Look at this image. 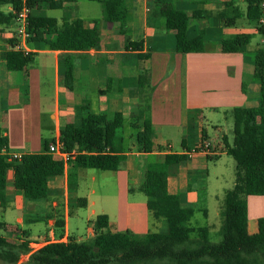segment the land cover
Segmentation results:
<instances>
[{
  "label": "crops",
  "instance_id": "obj_1",
  "mask_svg": "<svg viewBox=\"0 0 264 264\" xmlns=\"http://www.w3.org/2000/svg\"><path fill=\"white\" fill-rule=\"evenodd\" d=\"M49 1L57 6L50 8L48 2L35 0L32 11L54 19L58 30L81 20L85 29L97 30L99 46L86 51H60L49 50L42 42L27 43L32 59L26 71H8L6 56L14 40L15 23L6 24L4 18L13 15V6L0 3V132L7 139L2 152L9 158L42 155L43 144L57 140L66 124H80L84 109L92 114H121L129 142H123L121 159L113 171L99 169L96 162L88 168L73 167L69 163L78 154L73 150L64 162V174L48 178V194L40 200L30 202L15 190L9 171L0 195V210L11 206L16 215L13 224L0 220V230L18 242L27 241L31 252L48 242L91 244L94 220L103 214L113 234L160 232L165 223L147 208V176L155 156L176 154L185 155L186 160L167 167L166 190L177 197L180 208L192 211L190 228H206L208 239L212 234L219 239L217 217L223 199L234 191L236 201L247 208L248 233L258 234V220L264 218V196L245 194L244 178L241 173L237 179L236 164L233 183L227 187L229 181L217 165L223 158L229 163L223 137L232 144L233 110L255 107L260 93L253 78L254 66L244 53L263 47L264 36L258 33L260 26L248 19V0H161L172 3L188 17L198 15L191 22L188 36L195 38L202 33L204 50L188 54L175 50L176 21L154 15L155 0H120L126 8L123 24L104 19L102 3L110 0ZM55 11L57 17L47 14ZM240 34L251 36L242 52L224 53L223 42ZM66 58L72 62L69 88L64 77ZM48 82L51 104L44 103L49 100L45 90ZM212 124L215 133L211 138L207 128ZM144 125L149 153L140 152L134 139ZM202 142L207 144L205 152L187 156ZM213 160L218 162L211 165V171ZM96 170L113 174V214L80 212L94 205L89 197L96 191ZM70 174L77 181L72 186ZM84 174L89 182H82ZM109 184L100 176L97 187L104 199L109 196ZM81 186L86 194L81 193ZM210 207L214 209V223L210 222ZM197 212L202 214L204 225L194 227L190 222Z\"/></svg>",
  "mask_w": 264,
  "mask_h": 264
},
{
  "label": "trees",
  "instance_id": "obj_2",
  "mask_svg": "<svg viewBox=\"0 0 264 264\" xmlns=\"http://www.w3.org/2000/svg\"><path fill=\"white\" fill-rule=\"evenodd\" d=\"M50 8L57 5L49 0ZM249 21L258 25L260 12L258 0H248ZM16 9L15 0H0ZM35 0H29L31 13L28 19L27 43L42 42L49 50L86 51L99 46L96 29H85L81 20L66 23L57 29L54 19L33 12ZM157 15L176 21L174 36L175 50L179 53H201L204 50L203 34L190 38L188 32L192 20L177 10L172 3L155 0ZM104 19L107 22L125 21L126 8L120 0L102 3ZM155 11V10H154ZM197 15V16H196ZM5 18V23L14 21V16ZM45 29L43 32L42 30ZM264 36V27H257ZM251 36L237 35L232 41H224V53L242 52ZM14 40L10 42V47ZM254 66L253 78L260 86L257 105L253 108L233 110V140L229 145L225 138L226 154L230 156L237 170L244 178V192L248 196H264V46L244 53ZM32 55L10 49L6 56L8 71H26ZM65 85L73 81L72 62L64 60ZM78 126L66 124L58 134L62 152L70 154L76 150L72 164L75 168H88L96 162L101 170H116L121 159L124 142L125 118L119 113L92 114L87 109L81 111ZM135 144L140 152L149 153V137L144 125L135 135ZM7 147L6 137L0 132V195L6 186L9 171H12L13 187L29 200H40L48 194V178L61 176L65 164L48 154L47 143L43 144V154L22 155L20 159H10L3 149ZM186 160L185 155L166 154L154 157L147 176V208L154 217L165 223V232L136 235L131 232L113 234L108 230V217L98 215L94 220V237L91 244L69 241L48 242L31 252L27 241H10L0 235V260L7 264H18L21 256L29 254L25 262L19 264H264V218L258 220L260 232L247 231V208L235 199L231 192L223 199L221 209V240L210 242L206 228L194 230L188 223L192 211L179 207L178 199L166 190L167 167ZM62 226V225H61ZM192 235H195L192 237Z\"/></svg>",
  "mask_w": 264,
  "mask_h": 264
},
{
  "label": "rangeland",
  "instance_id": "obj_3",
  "mask_svg": "<svg viewBox=\"0 0 264 264\" xmlns=\"http://www.w3.org/2000/svg\"><path fill=\"white\" fill-rule=\"evenodd\" d=\"M47 14H49V15H51V16H54V17H57L58 16V12L57 11H55V12H49V13H47ZM250 26V25H249ZM46 91H47V94L49 95V100L47 99V100H44V103L46 102V104H51V100H52V98H51V90H50V82H48L46 85ZM214 127H213V124L212 125H208V128H207V130H208V132H209V135H210V137L212 138L213 136H214V133H215V131H214ZM123 135H124V144H127L128 142H129V140H128V138H127V135H128V130L125 128V130H124V133H123ZM124 147V146H123ZM226 159H228L227 161H229V163L227 162L226 163V161L224 160V158L221 160V162H219L217 165H218V168H222L223 169V171H224V173H225V180L228 182L229 181V183H225L226 184V186L228 187H230L231 186V184L233 183V178H234V175H232L233 174V172H234V165H235V162H234V160L231 158V157H229V158H226ZM219 160V159H218ZM218 161L217 160H213L212 162H210V167H211V171L213 170V167L211 166V165H213L214 163H217ZM94 174H95V179H96V181L93 183V186H94V189L96 190L95 191V194L94 195H92V196H90L89 197V200L90 201H93L94 202V205L93 206H91L89 209L87 208V209H85V208H81L80 209V212L82 213V214H87V213H90V211L91 210H94L97 214H102V212L104 211V212H108L109 214H113L112 212H113V201H112V195L114 194V192H115V190H114V188H113V184H112V182L114 181V177H113V174L111 173V172H102V171H94ZM232 175V176H231ZM85 176V174L84 175H82V177H84ZM100 176H101V178H103V179H107V182H108V198L107 199H104L103 198V196H102V193H101V191L99 190V188L97 187V183L99 182V180H100ZM85 180L87 181V182H89V177H87V176H85L83 179H82V182H85ZM230 180H231V182H230ZM77 181H76V179H75V175H73V174H70V178H69V183H70V186H72L73 184H75ZM74 187V186H73ZM81 193L82 194H86V189H84V187L83 186H81ZM115 196V195H114ZM30 202H31V200H29ZM213 206H215V203H214V205ZM212 210L214 211V209L213 208H211L210 207V211H211V220H210V222H212V223H214L215 222V219H213V215L214 214H212ZM16 215V212L15 211H13V208L10 206V207H7L6 209H4V210H0V220H4L5 222L7 221V222H10L11 224H13L12 222L13 221H11V220H13V216H15ZM8 218V219H7ZM92 218H95V216H93ZM221 222H222V218H221V216L219 215L218 217H217V221H216V223H217V225H218V227H220L221 226ZM215 223V224H216ZM42 225V228L44 227V224L42 223L41 224ZM40 225V226H41ZM190 225L191 226H203L204 225V219H203V216H202V214L200 213V212H197L196 214H195V216H194V218L191 220V222H190ZM166 231V227L164 226L163 227V229L162 230H160V232H165ZM9 233L7 232V231H5V230H0V235L1 236H5V238L6 239H8V240H10V241H16V242H18L17 240H16V238L15 237H11L10 235H8ZM195 235H192V237H194ZM211 242H213V243H218L220 240H221V233L219 234V239H218V237L215 235V234H212V236H210V239H209ZM28 259V257H27V255H24V256H21V258H20V260H19V262L20 263H22V262H25L26 260ZM0 264H7V263H4V262H2L1 260H0Z\"/></svg>",
  "mask_w": 264,
  "mask_h": 264
},
{
  "label": "built area",
  "instance_id": "obj_4",
  "mask_svg": "<svg viewBox=\"0 0 264 264\" xmlns=\"http://www.w3.org/2000/svg\"><path fill=\"white\" fill-rule=\"evenodd\" d=\"M17 7L13 9V16H14V23H15V33L14 37V44L11 47L14 51H21L24 54H28L29 51L26 48L27 39L29 37L27 33V25L28 19L31 13V8L29 5V0H15ZM258 9L260 12V16L258 19V25L264 27V0H258ZM62 145L57 140L53 141L51 144L48 145V154L52 156H57L63 162H67L70 157L73 155V151L70 154L63 153ZM207 150V144L202 142L197 147H193L188 153L187 156H192L199 152H205ZM21 156H13L10 159H20ZM28 255V254H25ZM24 256V255H23Z\"/></svg>",
  "mask_w": 264,
  "mask_h": 264
}]
</instances>
